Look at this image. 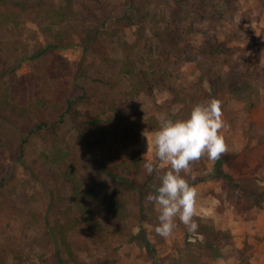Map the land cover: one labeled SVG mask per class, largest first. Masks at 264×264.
<instances>
[{
    "label": "rangeland",
    "instance_id": "obj_1",
    "mask_svg": "<svg viewBox=\"0 0 264 264\" xmlns=\"http://www.w3.org/2000/svg\"><path fill=\"white\" fill-rule=\"evenodd\" d=\"M194 9L199 12L193 14L192 55H187L165 23L174 14L160 0H0V120L9 118L1 105L7 87L10 102L28 107L23 118L10 120L34 131L22 144L0 136V264H38L40 257L50 264H73L51 230L55 220L77 215L72 189L44 160L51 143L35 131L40 124H57L55 147L67 153L84 192L81 203L96 220L97 225L80 221L68 232L77 264H189L178 251L195 241L196 232L177 218L173 234L160 236L156 206L146 200L149 193L140 189L139 178L120 174L127 186L114 174L126 152L153 156L156 129L149 119L181 108H160L170 93L154 88L130 99L133 78L119 71L125 57L150 58L154 67L173 74L177 88L188 91L201 82L202 103L222 102L228 124L222 156L231 155L239 165L224 164L222 171L233 182L212 176L214 161L207 156L188 172L199 194L193 219L211 220L215 230L229 236L220 255L204 264H264V205H252L233 187L242 178L264 184V0H201ZM126 38L136 41L132 51ZM208 40L221 45L219 56L203 51ZM240 71L258 80L257 103L250 111L225 92H211L214 78ZM39 100L60 108L36 109ZM69 100L77 101V111L98 117L111 135L99 141L92 129L77 128L66 111ZM115 114L128 115L137 139L107 124ZM112 194V211H101Z\"/></svg>",
    "mask_w": 264,
    "mask_h": 264
},
{
    "label": "trees",
    "instance_id": "obj_2",
    "mask_svg": "<svg viewBox=\"0 0 264 264\" xmlns=\"http://www.w3.org/2000/svg\"><path fill=\"white\" fill-rule=\"evenodd\" d=\"M164 3L169 11L174 14V20L165 22L170 25V32L175 39H178L177 44H185L182 50L184 54L192 55L191 41L192 35L195 32L194 23L196 20L193 18L194 13H198V9L194 7L201 2V0H160ZM209 1V0H207ZM213 2L208 4L211 6ZM158 39L167 38L155 32ZM161 40V41H164ZM124 45L128 50L132 51L136 45L135 40L126 38ZM203 51H207L209 55L219 56L221 53V45L215 43L213 40L205 41ZM189 57V56H188ZM125 57L121 61L120 73L133 78L130 83V91L128 97L130 99L136 97L141 92H146V89H156L159 92L167 91L170 93V98L163 101L160 108L169 110L175 105H180L181 108L174 113H168L167 116L177 119L185 118L192 106L196 103H202L201 93H203L201 82L191 85V89L184 91L183 88H177L175 86V77L165 67H154L151 59H139ZM253 73L245 74L240 71L235 76L228 75L218 76L210 81L212 94H219L220 92L229 94L233 99L245 104V109L250 111L256 106V101L259 95V85L253 76ZM2 99L1 105L8 112L9 118L0 120V136L8 139H14L20 144L24 143L29 135V132L33 130L23 131L21 128L16 127L15 123L10 118L20 119L23 118L27 111V106H18L9 99V93L7 87L1 92ZM76 100H69L66 102V111L70 114L71 120L77 128L83 130L92 129L98 136L99 141H104L111 135L109 128L102 124L96 116H89L87 113L83 114L76 109L74 105ZM36 109L49 108L53 111H57L60 107L57 104L51 103L46 100H39L33 104ZM133 115V114H132ZM128 115L115 114L109 116L107 124H116L118 131L127 137L132 136L137 139L138 135L134 133V125L129 123ZM150 125L156 130L159 128V122L155 118L148 120ZM61 123V120L58 121ZM57 124H53L51 127L46 128L43 124L37 125L36 130L39 132V136L51 143V149L43 154L44 160L50 164H53L58 171L61 180L71 185L70 199L75 206L77 215L68 214L63 221L55 220L51 230L56 238L58 244L64 249L67 257L73 264H77L76 257L71 250L70 243L68 241V232L80 221L97 225L96 220L92 212L82 205L81 200L84 196V192H81V183L77 178L73 167L67 161V153L60 148H56L55 144L58 141V129ZM27 132V133H25ZM144 157L140 156L138 152H126V159L120 164L114 167L115 176L120 174H134L139 178V187L141 190L147 193H152L160 183V174L154 172L149 175L146 173L143 163ZM195 165H202L203 158L193 162ZM224 164L231 165L235 169L238 168V163L230 155L228 157L221 156L220 159L214 161L211 169V175L217 177L226 178L229 182H233V178L222 171ZM185 178L190 181L192 185H195L197 180L189 173L185 174ZM121 181L127 185L131 184L123 177L120 176ZM233 187L242 192L246 199L254 206L264 205V184L260 185L255 180L249 178H242L233 183ZM87 193V192H86ZM116 202V197L112 194L108 200H104L101 204V211H112V206ZM68 212V211H67ZM195 222L198 227L195 230L197 238L195 241H188L183 249H180V258H187L189 264H204L211 258H216L220 255L221 245L223 241L229 236L225 232L215 230L211 220H204L200 217L195 218ZM38 264H50L48 259L40 257ZM154 264H160L155 262Z\"/></svg>",
    "mask_w": 264,
    "mask_h": 264
},
{
    "label": "clouds",
    "instance_id": "obj_3",
    "mask_svg": "<svg viewBox=\"0 0 264 264\" xmlns=\"http://www.w3.org/2000/svg\"><path fill=\"white\" fill-rule=\"evenodd\" d=\"M159 128L151 137L153 156L144 159L147 174H160L155 191L146 196L158 212L155 231L162 237H170L179 219L189 231L198 227L193 219L198 211V189L185 175L192 163L203 156L211 161L220 159L227 151L222 102L211 99L196 103L185 118L173 119L167 114H157ZM148 151V141H147Z\"/></svg>",
    "mask_w": 264,
    "mask_h": 264
}]
</instances>
